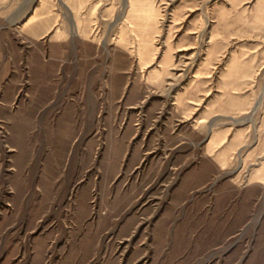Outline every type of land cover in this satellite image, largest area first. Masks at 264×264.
Segmentation results:
<instances>
[{
	"label": "rangeland",
	"instance_id": "374dc122",
	"mask_svg": "<svg viewBox=\"0 0 264 264\" xmlns=\"http://www.w3.org/2000/svg\"><path fill=\"white\" fill-rule=\"evenodd\" d=\"M0 264H264V0H0Z\"/></svg>",
	"mask_w": 264,
	"mask_h": 264
}]
</instances>
